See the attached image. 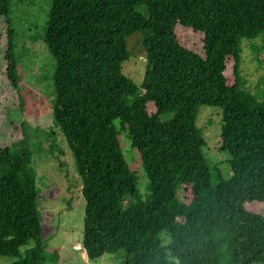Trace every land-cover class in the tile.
I'll list each match as a JSON object with an SVG mask.
<instances>
[{
    "label": "trees",
    "instance_id": "16d2710c",
    "mask_svg": "<svg viewBox=\"0 0 264 264\" xmlns=\"http://www.w3.org/2000/svg\"><path fill=\"white\" fill-rule=\"evenodd\" d=\"M10 5L0 0L6 73L18 90ZM136 32L146 56L140 84L122 71ZM255 38L263 74L251 92L240 52L243 39ZM43 39L54 59V122L81 180L87 257L124 251L123 264H264V213L247 207L264 203V0H50ZM203 105L221 110L219 150L229 154L230 177L218 172L216 186L196 126ZM22 133L0 146V257L46 264L40 191ZM119 133L139 155L144 192ZM7 135L0 127V143Z\"/></svg>",
    "mask_w": 264,
    "mask_h": 264
},
{
    "label": "rangeland",
    "instance_id": "374dc122",
    "mask_svg": "<svg viewBox=\"0 0 264 264\" xmlns=\"http://www.w3.org/2000/svg\"><path fill=\"white\" fill-rule=\"evenodd\" d=\"M50 9V0H11L10 19L15 32L14 49L18 61V90L9 82L6 73L5 52L8 41V23L0 16V127L7 129V137L0 146L9 145L25 132L32 149V167L39 186L38 207L43 228V237L49 250L45 253L46 264H123L125 252L104 254L89 259L85 250L75 249L81 243L85 200L81 192V180L74 157L62 131L55 125L52 105L54 59L49 54L43 39ZM186 46L200 51L201 42L187 32H182ZM142 33L136 32L127 39L129 58L122 63L123 73L140 84L146 67L145 51L142 48ZM259 38L243 39L240 52V69L243 85L251 92L261 86L263 67L259 52ZM233 58L228 59V76L232 77ZM19 91V92H18ZM21 95H20V94ZM24 97L25 101L21 99ZM149 112H154L152 102L147 103ZM171 114H162V119ZM196 126L206 139L203 148L210 171L212 186L217 184V173L224 179L230 177L228 152L219 150L221 110L212 106H200ZM125 149L126 158L137 170V186L146 191L147 179L139 163V155L129 145L125 134H118ZM17 151V149L15 150ZM14 151V152H15ZM178 196L183 198L180 188ZM247 207L264 213V203H250ZM29 245L21 247L22 252ZM56 251L57 258L50 257ZM18 258L0 257V264H12Z\"/></svg>",
    "mask_w": 264,
    "mask_h": 264
},
{
    "label": "built area",
    "instance_id": "2783aa9c",
    "mask_svg": "<svg viewBox=\"0 0 264 264\" xmlns=\"http://www.w3.org/2000/svg\"><path fill=\"white\" fill-rule=\"evenodd\" d=\"M74 247H75V249H78V250H81V249L84 250L82 244H80V243H76V244L74 245Z\"/></svg>",
    "mask_w": 264,
    "mask_h": 264
}]
</instances>
